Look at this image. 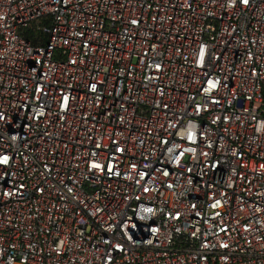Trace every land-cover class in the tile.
<instances>
[{
  "label": "built area",
  "instance_id": "2783aa9c",
  "mask_svg": "<svg viewBox=\"0 0 264 264\" xmlns=\"http://www.w3.org/2000/svg\"><path fill=\"white\" fill-rule=\"evenodd\" d=\"M0 264H264V0H0Z\"/></svg>",
  "mask_w": 264,
  "mask_h": 264
}]
</instances>
